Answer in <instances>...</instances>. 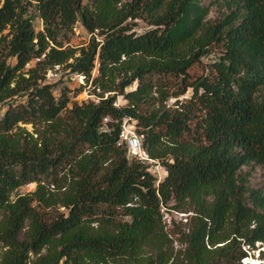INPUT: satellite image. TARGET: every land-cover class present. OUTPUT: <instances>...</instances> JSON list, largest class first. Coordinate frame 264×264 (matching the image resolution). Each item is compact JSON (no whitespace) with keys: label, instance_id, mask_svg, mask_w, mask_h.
Returning a JSON list of instances; mask_svg holds the SVG:
<instances>
[{"label":"trees","instance_id":"trees-1","mask_svg":"<svg viewBox=\"0 0 264 264\" xmlns=\"http://www.w3.org/2000/svg\"><path fill=\"white\" fill-rule=\"evenodd\" d=\"M78 21L92 38L65 46ZM57 64L100 99L56 95ZM21 93L0 109V264H237L264 245V181L243 169L264 167V0H0V102ZM127 119L162 179L119 143ZM163 206L191 211L178 236Z\"/></svg>","mask_w":264,"mask_h":264},{"label":"rangeland","instance_id":"rangeland-1","mask_svg":"<svg viewBox=\"0 0 264 264\" xmlns=\"http://www.w3.org/2000/svg\"><path fill=\"white\" fill-rule=\"evenodd\" d=\"M31 14H34V23L37 30L42 29L44 27L43 20L37 15V12L33 7H31ZM220 14L219 8L214 5L212 6V9L209 13L208 17H216ZM139 20V19H136ZM140 26H144V23L139 20ZM97 35V34H96ZM92 38V33L89 32L84 25L81 23V21H78L75 23L74 28L72 31H69L67 33V36L65 38V46H72L79 48L80 46H85L89 43L90 39ZM219 46H215L212 48L211 53L204 56L202 60L195 62L192 67L190 68V72L193 75L204 73L208 70V62L214 58L217 55V52L219 50ZM78 52V51H77ZM12 60V59H9ZM32 63L29 66H26L25 68H30L33 66ZM46 81L49 82H55V94H60V88L62 86L67 85L69 87V95L71 102L77 101L79 103L83 101H98L100 99L99 95V88H95V85H93L92 80L87 81L83 74H79L75 71L70 70V68H67L65 64H57L51 68L48 69L46 73ZM81 88V89H80ZM189 93V92H188ZM188 93L180 95V98L188 97ZM109 92L105 93V96L108 95ZM26 97L21 94H16L14 96H11L4 101L0 102V109L5 108L7 106L8 101H16L18 100H24ZM176 97H170L168 99V105H173L175 102ZM123 99L121 96H118L117 100L115 101L116 104L122 103ZM106 120V118H105ZM21 125H24L29 130L34 131L35 126L31 122H20ZM124 125L127 126V133L129 135H132L134 131L136 130V123L135 120H125ZM123 146H127L129 148V142L128 140H124L121 142ZM130 149V148H129ZM131 153V152H130ZM146 163L149 164V168L151 171L158 177V179H162L166 174L165 167L161 164V162L157 159H153L151 157H148L146 159H143ZM244 170L250 169L252 172V175L250 177L251 183L254 186L260 185L264 181V167L260 164H253V165H247L243 167ZM37 181H31L28 183H25L15 189L13 192L12 197H16L18 194H23L29 191H32L36 188ZM47 211H50V213L57 214V212L66 211V208L61 205H54L53 207L46 208ZM162 212L164 214L163 220L166 222V228L168 230L172 231V236H178L179 233L176 230L179 229H185L187 228L188 222V214L189 212H184L177 210L172 207L163 206ZM24 235V234H23ZM175 245L179 246V241H175ZM247 248L250 251V257H254V260L257 261L256 258L263 261L264 260V245L261 243H256V247L252 248L247 245ZM1 250V247H0ZM258 262V261H257ZM237 264H243L237 263ZM264 264V263H261Z\"/></svg>","mask_w":264,"mask_h":264},{"label":"built area","instance_id":"built-area-1","mask_svg":"<svg viewBox=\"0 0 264 264\" xmlns=\"http://www.w3.org/2000/svg\"><path fill=\"white\" fill-rule=\"evenodd\" d=\"M44 56H45V53H43L41 56H37V57L29 60L26 63V66H29L32 63H35V62L39 61ZM106 119H107V117H106ZM124 140H128L130 152H131V154L133 156H135L137 158H140L142 160L150 157L148 155V152L146 151V149L143 146V142H142L141 136L137 133L136 130L134 131V133L132 135H129L127 133V126L124 125V123H123V127H122V130H121V133H120L119 143H121ZM258 243H261V242L258 241ZM246 248H247V246H246ZM249 255H250V251H249ZM249 255L242 258L243 264H250V261H248V259L250 258ZM261 263H264V260L263 261L260 260L259 264H261Z\"/></svg>","mask_w":264,"mask_h":264},{"label":"bare ground","instance_id":"bare-ground-1","mask_svg":"<svg viewBox=\"0 0 264 264\" xmlns=\"http://www.w3.org/2000/svg\"><path fill=\"white\" fill-rule=\"evenodd\" d=\"M257 259V261L256 260H254V257L252 256V257H250L248 260L250 261V264H259L260 263V260L258 259V258H256Z\"/></svg>","mask_w":264,"mask_h":264},{"label":"water","instance_id":"water-1","mask_svg":"<svg viewBox=\"0 0 264 264\" xmlns=\"http://www.w3.org/2000/svg\"><path fill=\"white\" fill-rule=\"evenodd\" d=\"M249 261V260H248Z\"/></svg>","mask_w":264,"mask_h":264}]
</instances>
